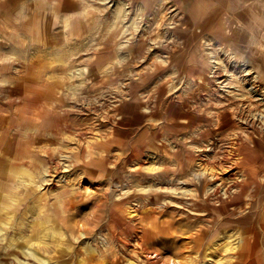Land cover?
Here are the masks:
<instances>
[{"label": "rangeland", "instance_id": "1", "mask_svg": "<svg viewBox=\"0 0 264 264\" xmlns=\"http://www.w3.org/2000/svg\"><path fill=\"white\" fill-rule=\"evenodd\" d=\"M262 4L0 0V264H264Z\"/></svg>", "mask_w": 264, "mask_h": 264}, {"label": "crops", "instance_id": "2", "mask_svg": "<svg viewBox=\"0 0 264 264\" xmlns=\"http://www.w3.org/2000/svg\"><path fill=\"white\" fill-rule=\"evenodd\" d=\"M262 1H263V4H262V5H263V10H264V0H262ZM249 2H250V3H249ZM249 2L246 3V4H244V6H247L249 9L252 8V10H253V7H254L253 4H254V3H253V1H252V2L249 1ZM254 2H255V0H254ZM252 3H253V4H252ZM244 6L242 5V7H244ZM247 7H245V8H247ZM252 12H253V16H254L255 14H257V13L254 12V11H252ZM221 19H222V18H221V15H219V16L217 15V16H216V19H215V22L212 21V20H214V19L211 20V21H212V22H211V25H212V26H216V27H217V26H221V25H222ZM213 28H214V27H213ZM210 32H211V35H213V36L215 35V34L212 33L213 31H210ZM215 36H216V35H215Z\"/></svg>", "mask_w": 264, "mask_h": 264}, {"label": "bare ground", "instance_id": "3", "mask_svg": "<svg viewBox=\"0 0 264 264\" xmlns=\"http://www.w3.org/2000/svg\"><path fill=\"white\" fill-rule=\"evenodd\" d=\"M207 20H208V18H207ZM212 21H213V20H212ZM212 21H211V22H212ZM209 23H210V22H209ZM209 23H208V24H209ZM203 24H204V23H203ZM34 103H36V102H34Z\"/></svg>", "mask_w": 264, "mask_h": 264}]
</instances>
